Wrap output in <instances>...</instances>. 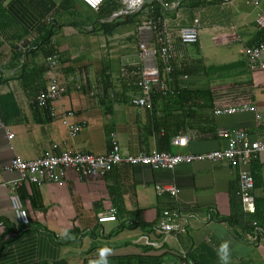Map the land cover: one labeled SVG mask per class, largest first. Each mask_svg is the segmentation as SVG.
Segmentation results:
<instances>
[{
	"label": "crops",
	"instance_id": "obj_1",
	"mask_svg": "<svg viewBox=\"0 0 264 264\" xmlns=\"http://www.w3.org/2000/svg\"><path fill=\"white\" fill-rule=\"evenodd\" d=\"M197 1L199 5L191 7L195 1L184 0L178 10L164 14L175 25L199 18V41L177 44L172 64L173 73L183 72L187 64L193 71L173 77L172 93L160 95L154 85L152 107L139 110L130 104L139 95L133 81L120 77V68L136 60L135 24L126 23L130 15L113 17L120 3L107 0L98 10H88L79 0H0V95L11 94L16 105L8 108L5 120L0 114L13 134L8 140L0 129V264H84L100 258L105 249L107 258L158 257L163 264H177L184 251L198 264H223L217 250L225 241L228 264H264V152L254 154L249 164L252 194L263 200V225L252 219L255 213L244 212L241 199L237 208L244 225L223 222L231 214V195L239 192V168L224 160L180 164L172 171L122 164L98 179L66 170L60 183L35 186L36 205L30 199L33 185L23 182L16 188L28 213L27 225L17 221L11 206L10 189L18 174L6 166L14 155L33 159L54 143L59 150L103 155L114 137L124 156L151 150L198 155L226 147L227 141L217 137L219 129L245 131L251 141L264 139V125L256 118V113L264 117V71H250L242 54L244 47L263 40L255 21L258 10ZM113 4L120 6L106 15ZM211 8L216 13H209ZM104 23H113L112 34L105 33ZM201 32L213 33L211 46L201 40ZM234 43L236 50L231 48ZM49 49L58 55L59 76L67 86L51 106L57 112L73 111L70 125L84 123L73 137L66 125L50 119L47 109L35 103L47 85L43 53ZM15 51L22 57L15 59ZM23 63L27 67L22 74ZM176 90L186 93L176 99ZM168 95L175 98L168 100ZM242 103L255 111L214 114L217 108ZM179 134L188 139L185 147L171 143ZM172 185L178 188L176 202L167 192L156 194V186ZM174 205L186 215L185 232L159 234L155 225L161 211ZM110 209L116 220L99 224L97 215ZM3 222L10 224L9 231ZM253 222L261 227L256 242L250 240Z\"/></svg>",
	"mask_w": 264,
	"mask_h": 264
},
{
	"label": "built area",
	"instance_id": "obj_2",
	"mask_svg": "<svg viewBox=\"0 0 264 264\" xmlns=\"http://www.w3.org/2000/svg\"><path fill=\"white\" fill-rule=\"evenodd\" d=\"M85 6L92 10H98L103 0H81ZM184 0H174L165 3L164 0H115L121 4L118 12L113 17L121 15H139L140 20L135 25V57L132 63L123 65L120 68V77L130 79L137 88L139 95L130 100V104L136 109H150L152 107L153 86L157 85V93L165 95L172 93L171 85L174 80L172 76V64L175 59L177 44H195L199 41L201 22L199 18H193L189 25H175L164 17L170 11L180 8ZM222 4H228L231 0H216ZM253 8L257 9L256 25L259 30H264V11L261 10L260 0H245ZM242 54L248 61L250 71H264V39L256 46H246ZM47 85L35 99V103L47 109L50 119H59L62 124L68 127L71 137L75 136L83 128L84 123L70 125L69 118L74 112L68 109L55 111L52 103L60 100L67 92L66 82L59 76V58L56 52L46 57ZM80 89V86H77ZM91 95H93L91 93ZM255 111V107L249 103L240 105H228L217 108L216 115L234 114L243 111ZM259 125H264V117L256 113ZM0 129L4 130L8 140L13 138L0 118ZM217 137L227 141L224 148L210 151L204 154L176 153L151 150L149 152H138L136 154L122 155L117 140L112 137L110 149L103 155H92L76 150H59L57 144L46 148L40 156L33 159H24L20 155H14L6 166L9 172H16L17 178L12 182L10 189V202L17 221L27 225L29 217L26 210L21 206L17 195L14 193L17 187L23 182L41 186L44 182L60 183L64 179L66 170H72L81 178L98 179L105 177L118 165H145L151 170H174L180 164H190L203 160L227 161L232 167H238L239 196L244 212L254 214L255 197L252 194L254 181L249 170L252 156L264 152V139L251 141L245 131L219 129ZM172 145L185 147L188 139L185 135H176L171 140ZM167 192L176 202L178 188L172 186H156V194L161 196ZM186 216V215H185ZM182 215L180 208L176 205L165 208L161 211L155 230L159 234H182L186 229V217ZM116 212L110 209L97 215L96 221L99 224L114 222ZM250 240L256 242L257 235L261 233V227L257 222L252 223ZM144 243L153 245L148 238L143 237ZM177 264H196L186 252L181 251Z\"/></svg>",
	"mask_w": 264,
	"mask_h": 264
},
{
	"label": "trees",
	"instance_id": "obj_3",
	"mask_svg": "<svg viewBox=\"0 0 264 264\" xmlns=\"http://www.w3.org/2000/svg\"><path fill=\"white\" fill-rule=\"evenodd\" d=\"M81 2L82 5L85 6V4L79 0ZM107 0H103V4L106 2ZM171 1H174V0H164L165 3H170ZM190 1H195L193 3H191V7H195V6H198L199 4L196 3L197 0H185V2H188V4H190L189 2ZM198 2V1H197ZM115 3V2H114ZM114 5V4H113ZM112 5V8L108 11H106V15H110L112 13V11L116 10V4L113 6ZM120 6V5H119ZM86 9L88 10H92L90 8H88L87 6H85ZM118 7V6H117ZM101 12V11H100ZM103 12V11H102ZM3 11L0 10V17L3 16ZM125 20H126V23H131V24H135L140 20V16L139 15H130V16H127L125 17ZM124 20V21H125ZM102 26H104V28L106 29L105 33H109V34H112L113 31H114V25L113 23H104V24H101ZM259 34V39H264V30H259L258 32ZM46 41H42V43L44 44ZM196 44V43H195ZM251 46H256V45H251ZM249 46V47H251ZM15 48V47H14ZM35 50H32L31 54H34ZM54 53V51L52 50H46V52L43 53V55L46 57L48 55H52ZM14 56H15V59H19L22 57V53L21 52H17L15 51L14 52ZM174 63V62H173ZM193 65H185L184 69H183V72H178L176 69L173 73V77L177 76L178 73H191L194 69V66L193 68H191ZM26 64L23 63L22 65V74L26 72ZM174 70V68H173ZM28 72V70H27ZM31 72V71H29ZM42 73L44 74L45 73V70H42ZM25 78V77H23ZM28 78V77H27ZM26 78V79H27ZM108 79H110V77H108ZM107 80V77L105 79H102L101 81L102 82H106ZM179 94L176 95V99H180L183 94H185L186 92H180L179 90H176ZM194 94V93H193ZM191 97H194L195 95H190ZM197 96V95H196ZM174 96H166L165 98H175ZM35 109H39V107H37V105H33ZM9 107H16L15 105V101H14V98L11 94H5V95H0V114L3 118V120L6 119V117L8 116L7 112H8V108ZM32 197L30 198L32 201H33V205H36L35 204V201L38 202V195H37V192H36V188H35V185L32 186ZM240 201V196L238 194V191H237V195L232 194L231 195V214L229 217L227 218H223V222H226L228 223L229 225H237V224H242L244 225V221L242 222L241 221V217H243V215L240 213L239 209L237 208V205ZM255 206H256V212L255 214L253 215V218L252 219H257L259 221L260 224L263 225V200L262 198H255ZM247 219H245V222L247 223ZM1 222V221H0ZM5 223L6 225V232L9 231L11 228H10V224L6 223V222H3ZM100 258L98 259H93V260H86L84 261V264H94V261H97L99 260ZM108 260V263L109 264H133V263H136V264H163L162 261H160V258L158 257H145V258H140L138 256H132V257H127V256H123V257H108L107 258ZM192 260L198 264V262L192 258ZM179 261V259H178Z\"/></svg>",
	"mask_w": 264,
	"mask_h": 264
},
{
	"label": "rangeland",
	"instance_id": "obj_4",
	"mask_svg": "<svg viewBox=\"0 0 264 264\" xmlns=\"http://www.w3.org/2000/svg\"><path fill=\"white\" fill-rule=\"evenodd\" d=\"M261 1V3H262V6L264 7V0H260ZM231 4L232 5H230V3L229 4H226V5H230L231 7H238L239 9H243V10H245V11H250V12H252L253 13V11H255V9L253 8V7H251L249 4H245V2H244V0H232L231 1ZM225 5V6H226ZM225 6H220L219 7V9H220V12H224V13H221L222 14V16H225L226 15V11H224V10H226V7ZM118 7H119V5H118ZM117 6H116V8L115 9H117L118 8ZM215 8V7H214ZM208 11V10H207ZM209 13H216L215 12V9L213 10V8H211V10H209ZM213 36V33H211V32H209V33H206V34H204V33H200V38H201V40L203 41V40H205V41H207L208 43H209V45L211 46L212 45V41H211V37ZM231 48L232 49H234V50H236V49H238L239 47H238V44H236V43H234V44H232L231 45ZM223 51V50H222ZM224 52V51H223ZM224 59V58H223Z\"/></svg>",
	"mask_w": 264,
	"mask_h": 264
},
{
	"label": "clouds",
	"instance_id": "obj_5",
	"mask_svg": "<svg viewBox=\"0 0 264 264\" xmlns=\"http://www.w3.org/2000/svg\"><path fill=\"white\" fill-rule=\"evenodd\" d=\"M65 234H67V230L65 231ZM107 249H105L100 256V259L97 261H94V264H108L107 260ZM218 255L220 256L223 264H228V261L230 259V249L229 244L227 241L223 242L220 247L218 248Z\"/></svg>",
	"mask_w": 264,
	"mask_h": 264
}]
</instances>
